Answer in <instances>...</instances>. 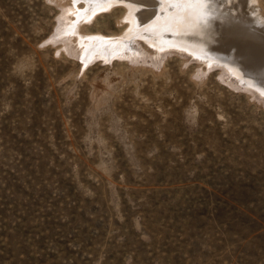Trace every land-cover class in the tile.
<instances>
[{"label":"rangeland","instance_id":"1","mask_svg":"<svg viewBox=\"0 0 264 264\" xmlns=\"http://www.w3.org/2000/svg\"><path fill=\"white\" fill-rule=\"evenodd\" d=\"M75 3L0 0V264H264V88Z\"/></svg>","mask_w":264,"mask_h":264},{"label":"bare ground","instance_id":"2","mask_svg":"<svg viewBox=\"0 0 264 264\" xmlns=\"http://www.w3.org/2000/svg\"><path fill=\"white\" fill-rule=\"evenodd\" d=\"M74 2H84L87 7L86 15L96 10L110 11L115 5L120 6L127 12L131 24L127 33L133 34L132 38L134 34H145L146 40L159 47L182 45L204 55H212V59H217L214 56L217 53L231 55L232 66L241 68L243 75L264 88V39L260 38L261 34L250 31L257 27L264 34V11L257 7L256 0H73ZM73 10L75 7L69 9L68 18L64 19L72 20ZM244 21L249 25L242 26ZM222 34L241 35V45L232 41L228 50L215 45ZM132 38H98V42L92 39L90 46L93 48L101 43L111 50L118 43L126 44ZM107 47L100 51L104 52ZM238 55L240 59L237 58ZM241 56L248 60L242 61Z\"/></svg>","mask_w":264,"mask_h":264},{"label":"water","instance_id":"3","mask_svg":"<svg viewBox=\"0 0 264 264\" xmlns=\"http://www.w3.org/2000/svg\"><path fill=\"white\" fill-rule=\"evenodd\" d=\"M202 60V59H201ZM262 94V93H261ZM262 95H264V94H262Z\"/></svg>","mask_w":264,"mask_h":264}]
</instances>
